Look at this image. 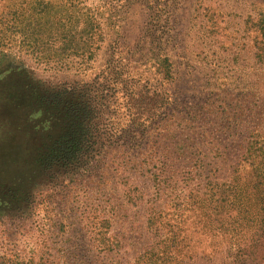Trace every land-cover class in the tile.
Masks as SVG:
<instances>
[{"label":"rangeland","instance_id":"1","mask_svg":"<svg viewBox=\"0 0 264 264\" xmlns=\"http://www.w3.org/2000/svg\"><path fill=\"white\" fill-rule=\"evenodd\" d=\"M38 4L49 31L92 18L89 52H35ZM262 21L264 0H0V264H264ZM27 81L97 106L77 169L35 163L40 113L5 90Z\"/></svg>","mask_w":264,"mask_h":264},{"label":"trees","instance_id":"2","mask_svg":"<svg viewBox=\"0 0 264 264\" xmlns=\"http://www.w3.org/2000/svg\"><path fill=\"white\" fill-rule=\"evenodd\" d=\"M123 1L131 4L138 0ZM69 4L75 7L74 4ZM38 5L40 8L32 20L35 25L28 28L30 22L24 23L26 31L23 33L24 38H30L33 43H39L37 47L33 46V48L36 47L35 52L44 53L45 50L52 48H55L57 56L64 54L83 56L89 52V41L94 32L92 18L88 15L78 18L67 15L66 30L64 25L55 24L53 31H49L45 22L37 23V19H40L39 15L45 12V8L41 4ZM10 14L14 21H19L16 11ZM262 37L264 39V21H262ZM22 73V71L18 72L16 76L21 77ZM29 82L31 81H27L26 87L20 91L16 84H12L5 90L10 104L27 100L28 106L30 108L35 106L40 113L41 123L38 125L40 128L37 132L41 131L45 137L42 139V151L34 159L35 163L47 168L53 165L67 171L77 169L91 157L98 143L99 134L94 124L99 115L97 106L94 105L89 93L82 89L39 90L41 88L36 86V90L33 91L31 88L34 85ZM254 178H262L264 181V147L262 148V173L255 170Z\"/></svg>","mask_w":264,"mask_h":264}]
</instances>
